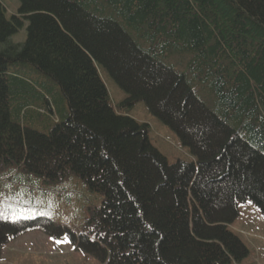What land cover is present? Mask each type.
Wrapping results in <instances>:
<instances>
[{
	"label": "trees",
	"instance_id": "16d2710c",
	"mask_svg": "<svg viewBox=\"0 0 264 264\" xmlns=\"http://www.w3.org/2000/svg\"><path fill=\"white\" fill-rule=\"evenodd\" d=\"M19 2L12 21L0 2V171L70 172L103 201L79 233L0 221V252L41 231L100 264L243 261L239 207L264 215V0ZM100 68L195 163L168 164L148 125L115 111Z\"/></svg>",
	"mask_w": 264,
	"mask_h": 264
},
{
	"label": "rangeland",
	"instance_id": "374dc122",
	"mask_svg": "<svg viewBox=\"0 0 264 264\" xmlns=\"http://www.w3.org/2000/svg\"><path fill=\"white\" fill-rule=\"evenodd\" d=\"M0 2L8 21L19 16V0ZM26 39L27 22L11 37V42L24 44ZM100 70L115 111L148 125L150 143L166 158L168 164L181 161L195 163L176 133L154 117L144 102L123 106L127 94L105 69ZM4 169L0 171V196L3 198L4 212L0 217L2 222L47 218L56 226L69 227L71 231L79 233L90 210L102 205V194L94 192L77 175L68 174L70 172L56 180L49 175L24 170H17L11 175L7 168ZM231 229L248 251L239 264H264V215L253 201L248 200L240 205L239 216ZM65 237L54 239L41 231L12 237L1 248L0 264H100L95 257L76 249L70 237Z\"/></svg>",
	"mask_w": 264,
	"mask_h": 264
},
{
	"label": "snow or ice",
	"instance_id": "6c2138e0",
	"mask_svg": "<svg viewBox=\"0 0 264 264\" xmlns=\"http://www.w3.org/2000/svg\"><path fill=\"white\" fill-rule=\"evenodd\" d=\"M4 215L3 212V198L2 196H0V217H2Z\"/></svg>",
	"mask_w": 264,
	"mask_h": 264
}]
</instances>
